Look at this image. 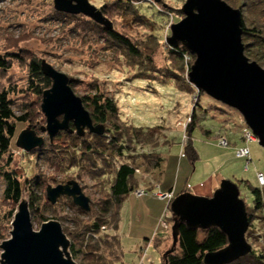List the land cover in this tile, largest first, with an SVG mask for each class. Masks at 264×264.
<instances>
[{
  "label": "rangeland",
  "instance_id": "1",
  "mask_svg": "<svg viewBox=\"0 0 264 264\" xmlns=\"http://www.w3.org/2000/svg\"><path fill=\"white\" fill-rule=\"evenodd\" d=\"M88 1L99 8L114 0ZM185 1L127 0L131 8L136 10L133 16L107 15V18L111 21L114 30L131 38L135 44L139 42L149 44L150 39L155 37L157 42L162 44L158 45L153 58L156 68L161 71L173 70L182 78H186L194 57L187 53L183 56L173 55L165 43V39L170 35V26L184 17L180 9ZM137 11L145 18L138 16ZM52 12V0H0V58L10 64L6 71H0V90L10 93L9 99L12 101L16 117L28 116L25 122H17L14 125L8 151L0 154V244L10 238L11 221L18 205L4 199L3 172H14L13 174L23 185L21 200L33 204L29 214L35 231H38L40 225L47 221L58 222L64 234V231L73 232L76 224L90 222V217L76 207L70 198L60 197L54 205L48 202L45 193L48 186L55 187L64 185L68 181H76L84 195L89 198L90 208L93 210L97 209V203L108 194L110 186L108 177L99 182L92 180L90 175L79 167L70 168L68 161H64L62 165L61 160L56 159L55 164H59L58 167L62 166V169H57L56 165L51 164L55 161L48 160L47 155L50 151L66 150L70 148V144L64 137L56 140L57 135L50 141L46 132H41V128L46 126L45 117L40 109L42 97L30 91L31 73L27 63L28 58H34L39 62L44 60L55 70L72 78L75 81L72 90L78 97L91 92L90 88L93 85L104 90L116 99L123 121L134 126H162L163 130L158 136L157 147L137 149L139 152H160L163 158L160 168L146 176H139V188L145 192L143 199H157L154 195L158 192V187L152 189L151 184L148 183L152 179L162 184L165 176V182H169L173 188L176 187L174 198L188 190V187L204 181L206 173L210 171V168L206 169L205 160L214 155V152L205 150L203 143H209L212 140L209 136L217 131L219 133L221 129L226 128L227 131H232V124H237L240 116L237 111L214 101L203 93L199 96L196 106L197 99L195 101L193 97L197 93L184 94L177 91L172 84L159 85L158 83H162V80L158 77L152 82L132 81L137 71L128 66L124 57L107 51L93 34L78 30L75 24L66 25L65 22L53 19ZM22 53L28 61L20 62L11 57L18 54L21 56ZM193 112L196 126L190 138L199 158L194 165L182 156V149L189 142L185 131L191 122ZM28 127L44 139V144L38 149L25 152L16 147L15 143L20 132ZM207 131H210V134L206 133ZM183 136L187 138L184 145H182ZM84 137H87V133ZM196 143L202 150L197 151ZM247 145L250 151L249 166L246 164L248 168L245 169L244 161L239 160L238 163L229 166L223 174L227 175V179L238 184L240 198L251 207L253 198L249 187L260 189L264 204V186L261 188L258 185L256 175L260 173L264 177V149L258 145L257 141ZM42 148L45 152H41ZM72 150L70 149V152ZM53 155L50 153L49 157ZM180 157H183L181 168L179 167ZM210 162H215L212 170L221 163L216 159ZM145 180L148 181L143 183ZM26 186L33 189L31 195L28 194ZM213 192L210 196H197L211 197ZM189 193L193 194L192 190L189 189ZM137 199L132 193L127 195L123 207H129L130 202ZM167 208L165 206L157 221H153L152 210L141 208V212H137L136 207L133 209L132 217L127 216L125 221L123 219L120 221L117 235L120 240L122 264L161 263L162 254L171 248V240H164L158 248L152 244V240L156 234L162 235L169 228L168 225L164 229L161 224ZM124 210L122 208L121 216ZM170 214L169 210L167 219ZM167 219L165 222H169ZM104 232L112 234L109 229ZM245 237L254 254L250 263L262 264L261 262H264V206L253 213V220ZM74 261L77 264H86L80 257ZM111 262L107 264H119L114 259Z\"/></svg>",
  "mask_w": 264,
  "mask_h": 264
},
{
  "label": "water",
  "instance_id": "2",
  "mask_svg": "<svg viewBox=\"0 0 264 264\" xmlns=\"http://www.w3.org/2000/svg\"><path fill=\"white\" fill-rule=\"evenodd\" d=\"M52 3L57 12L83 15L107 30L113 29L111 21L88 0H52ZM180 11L184 17L170 26L165 43L194 57L187 73L188 83L198 92L237 111L264 149V69L244 54L240 10L222 0H186ZM40 67L51 81L50 88L42 94L40 109L46 126L41 132H46L50 141L61 131L77 137H83L86 132L103 135L105 127L93 125L81 99L69 86L68 77L44 60ZM43 144L44 139L29 127L20 132L15 143L25 152ZM45 193L52 205L60 197H66L81 211H90V200L76 181L48 186ZM28 207L26 200L18 202L10 238L0 244V264H77L60 224L47 221L38 231L33 230ZM169 210L174 218L173 240L163 258L176 247L179 224L190 230L215 227L225 235L227 245L204 254L202 264H231L252 252L245 237L250 225L246 206L232 181L223 180L211 197L182 193L173 198Z\"/></svg>",
  "mask_w": 264,
  "mask_h": 264
},
{
  "label": "trees",
  "instance_id": "3",
  "mask_svg": "<svg viewBox=\"0 0 264 264\" xmlns=\"http://www.w3.org/2000/svg\"><path fill=\"white\" fill-rule=\"evenodd\" d=\"M222 1L232 8L240 10L244 54L250 61H255L264 68V0ZM113 2L101 5L98 8L104 17L107 18V15L133 16L135 14L136 10L131 8L127 0H114ZM137 15L140 16L138 11ZM52 16L54 17L53 19L65 22L66 25L75 24L78 30L93 34L107 51L115 52L119 57H124L128 66L133 67L137 71L132 81L152 82L158 77V79L162 80V83H158L159 85L172 84L181 93L190 95L197 93L195 105H198V99L202 93L188 83L187 76L182 78L173 70L161 71L156 68L153 58L158 45L161 46L162 44L159 41L157 42L155 37L150 39L149 44H144V42L135 44L131 38L118 33L114 28L107 30L83 15H69L53 9ZM140 17L145 18L143 16ZM168 48L173 55L183 56L186 53L181 48L172 49L169 46ZM22 55L23 53L21 56L18 54L11 57L20 62H26L27 58ZM28 59L27 63L31 73L30 91L42 97L43 92L50 88L51 81L42 74L41 61L39 62L31 57ZM9 66V62L0 58V71H6ZM68 79L69 86L72 89L75 81L69 77ZM90 91L79 98L89 113L93 125H103L105 127L104 134L98 136L86 132L87 137H77L61 131L57 134L56 140L62 137L66 138L69 141L70 148L59 152L50 151L54 155L49 157L50 153L48 152L49 155L47 156L49 161H55L51 164L56 165L57 169H62V166L58 167L59 164H55L57 162L56 159H60L62 165L64 161H68L67 164L70 168L79 167L80 170H85V173H88L92 180L102 182L105 180L104 178L110 179L108 194L97 203V209L93 210L90 208L88 212L82 211L90 217V222L76 224V229L73 232H64L71 242L70 254L74 260L80 257L86 264H107V262H111L114 259L119 264H122V252L117 230L121 220L120 212L123 208L124 199L127 195L140 190L139 176L150 174L155 169L160 168L163 162L160 152H139L137 149L157 147V139L163 128L161 125L151 127L134 126L123 121L120 108L114 97L104 90H100L95 85L90 88ZM9 95L10 93L0 90V154L8 151L14 125L17 122H25L28 117L27 115L15 116ZM238 121L237 124H232V129L240 128L241 130L242 127ZM195 126L196 118L193 112L191 122L187 125L185 131L189 142L182 149V156H185L192 165L199 159L190 138ZM70 127L72 128V125ZM206 133L210 134V131ZM42 149L41 152H45L44 148ZM70 149L73 150L70 152ZM69 152L70 154H67ZM136 171H139V174ZM13 173H2L5 180L3 196L6 201L17 205L22 198L23 185ZM235 184L238 186L237 183ZM26 187L28 194L31 195L33 189ZM249 191L253 198L252 206L245 205L248 221L251 225L253 213L261 210L264 204L259 188L249 187ZM182 193H189V189ZM169 205L167 208L168 213ZM28 206L30 210L33 209L31 202H29ZM167 220L169 221L167 222L169 228L166 229L165 233L162 235L156 234L153 237L152 244L156 248L166 239H170L172 244L171 227L174 218L170 214ZM102 228H105V231L111 230L112 234L102 232ZM226 245L227 239L225 235L215 227L207 230H190L184 224H179L176 247L166 258H163V254L169 249L164 251L160 264H202L204 254L220 250ZM253 256L254 254L251 252L231 264H253L250 263V259ZM261 263L264 264V262Z\"/></svg>",
  "mask_w": 264,
  "mask_h": 264
},
{
  "label": "crops",
  "instance_id": "4",
  "mask_svg": "<svg viewBox=\"0 0 264 264\" xmlns=\"http://www.w3.org/2000/svg\"><path fill=\"white\" fill-rule=\"evenodd\" d=\"M240 131H241L240 128H237L236 130L232 129V131H229V134H228L229 144L227 147L218 146L217 144L218 131L216 133H213L212 136H209L212 139L209 143H203L204 147L206 148L205 149L203 147V149L207 151L209 150L210 152L213 151L214 155H212L211 157L205 160L206 169L210 168V171L206 173L204 181H200L197 184L190 187V190H192L193 194L202 195V196H210L211 192L217 189L223 180H229L227 179V175L223 174V172H226V170L229 169V166H231L234 163H238L239 160L244 161L245 169L248 168L249 165L246 168V161L244 159L237 158L235 154L236 149L245 146V143L240 140V135H239ZM195 147L197 151L202 150L197 143ZM246 147L249 149L248 145H246ZM180 158L181 160L183 159V157H180ZM214 159H216V161L221 162V163L218 167L212 170V166L215 164V162H210V160H214ZM181 160H179L180 168L183 165V160L182 161ZM257 174H260V173H257ZM146 181L148 180L143 181V183H146ZM163 181L164 182L160 184L156 182L154 179H152V180H149L148 183L151 184L152 189H155L158 187V192H155V194L160 193L162 195H165V194L171 193L172 197L174 198V189L176 190L175 183H174L175 188H173L171 187V184L169 182L167 183L165 182V176H164ZM142 197L143 196L138 197L139 199H137L136 197L137 200L130 202L129 207H123L125 210L123 211V216H121V220L123 219V221H125L127 216L132 217L133 209L134 207H136L137 212L138 211L141 212V208H146L148 211L152 210L151 214L153 216V221H157V218L160 217L165 206L168 207L169 202L167 198L162 199V198L157 197V199L156 198L155 199L153 198L143 199ZM148 204L151 207L148 206ZM156 227H157V224H156Z\"/></svg>",
  "mask_w": 264,
  "mask_h": 264
},
{
  "label": "built area",
  "instance_id": "5",
  "mask_svg": "<svg viewBox=\"0 0 264 264\" xmlns=\"http://www.w3.org/2000/svg\"><path fill=\"white\" fill-rule=\"evenodd\" d=\"M196 99H197V95L195 97H193V100L196 101ZM188 121H190V120H188ZM238 122H239V125L242 127L241 131H240V140L245 143V146L236 149L235 154H236L237 158L244 159L246 161V164L248 165L249 160H250V152H249V149L246 147V145L249 143L255 142L257 140H256L255 136L252 134V132L245 126L244 121L241 118V116H239ZM228 134H229V131H227V130H222L218 133V135H220L217 138L218 146H221V147H227L228 146V144H229ZM186 141H187V138L183 136L182 145H184L186 143ZM246 168H247V166H246ZM136 173L139 174V171H136ZM257 180H258L259 186L263 187L264 186V177L261 174H257ZM188 189H190V187H188ZM144 193L145 192L142 190H136L135 192H133V194L136 197L143 196ZM155 196L162 198V199L167 198L168 202H170L173 198L171 193H168L165 195H162L160 193H156ZM124 201H125V199H124ZM166 218H168L167 210L165 211L164 216L162 217V220H161V224H162L164 229H166L168 227L167 222H165ZM101 231L104 232L105 228H102ZM87 237H88V235H87ZM141 259H143V258L141 257Z\"/></svg>",
  "mask_w": 264,
  "mask_h": 264
}]
</instances>
